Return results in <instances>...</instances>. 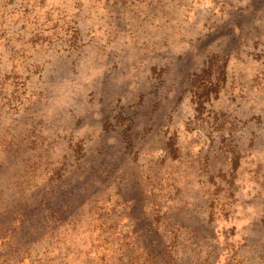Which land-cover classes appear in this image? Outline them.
I'll use <instances>...</instances> for the list:
<instances>
[{
	"label": "rangeland",
	"instance_id": "374dc122",
	"mask_svg": "<svg viewBox=\"0 0 264 264\" xmlns=\"http://www.w3.org/2000/svg\"><path fill=\"white\" fill-rule=\"evenodd\" d=\"M0 264H264V0H0Z\"/></svg>",
	"mask_w": 264,
	"mask_h": 264
}]
</instances>
